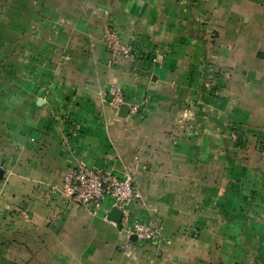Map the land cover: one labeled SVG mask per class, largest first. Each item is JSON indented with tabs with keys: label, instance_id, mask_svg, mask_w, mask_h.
Masks as SVG:
<instances>
[{
	"label": "crops",
	"instance_id": "1",
	"mask_svg": "<svg viewBox=\"0 0 264 264\" xmlns=\"http://www.w3.org/2000/svg\"><path fill=\"white\" fill-rule=\"evenodd\" d=\"M79 158L132 175L158 239L43 198ZM0 264H264V0H0Z\"/></svg>",
	"mask_w": 264,
	"mask_h": 264
},
{
	"label": "built area",
	"instance_id": "2",
	"mask_svg": "<svg viewBox=\"0 0 264 264\" xmlns=\"http://www.w3.org/2000/svg\"><path fill=\"white\" fill-rule=\"evenodd\" d=\"M109 51L115 57H131L136 49L132 44L125 43L115 29H108L104 35ZM107 100L113 108L119 110L123 104L130 106V112L138 113L148 100L143 103L130 102L123 87L112 83L107 92ZM233 137L238 139L237 133ZM75 200L84 205L99 206L106 197L113 198V208L122 212L121 224L126 233L124 247H129L131 236L136 235L144 241H155L159 238L160 230L140 222H131V204L141 197L136 189L130 173L116 174L111 170L90 167L88 163L79 158L73 166L69 167L63 176L62 186L53 185L46 189L43 198L52 199L55 195Z\"/></svg>",
	"mask_w": 264,
	"mask_h": 264
},
{
	"label": "water",
	"instance_id": "3",
	"mask_svg": "<svg viewBox=\"0 0 264 264\" xmlns=\"http://www.w3.org/2000/svg\"><path fill=\"white\" fill-rule=\"evenodd\" d=\"M130 112V106L128 104H123L119 109V115L126 117ZM122 212L117 208H113L109 215V219L114 220L118 223H121ZM138 238L136 235L132 236V240L136 241Z\"/></svg>",
	"mask_w": 264,
	"mask_h": 264
},
{
	"label": "rangeland",
	"instance_id": "4",
	"mask_svg": "<svg viewBox=\"0 0 264 264\" xmlns=\"http://www.w3.org/2000/svg\"><path fill=\"white\" fill-rule=\"evenodd\" d=\"M109 29H111V28H109ZM117 32H118V31H117ZM104 40H105V39H104ZM105 43H106V42H105ZM106 45H107V43H106ZM107 48H108V47H107ZM120 58H126V57H122V56H121V57H118V58L116 57L115 60H119ZM112 83H117V84L121 85V84L118 83L117 81H112L111 84H112ZM111 84H110V85H111ZM114 109H115V108H114ZM115 110H116V109H115ZM116 111H117V110H116ZM145 225H146V224H145ZM120 227H121V229H123L124 226L120 223ZM154 227H156V228H158V229L160 230V234H159V236H160V235H161V229H160L159 227H157V226H154ZM130 239L132 240V236H131ZM131 243H132V242H131Z\"/></svg>",
	"mask_w": 264,
	"mask_h": 264
}]
</instances>
